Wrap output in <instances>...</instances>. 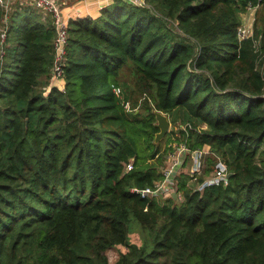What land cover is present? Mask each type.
Instances as JSON below:
<instances>
[{
  "label": "trees",
  "instance_id": "1",
  "mask_svg": "<svg viewBox=\"0 0 264 264\" xmlns=\"http://www.w3.org/2000/svg\"><path fill=\"white\" fill-rule=\"evenodd\" d=\"M146 2L69 18L65 86L48 93L52 15L16 3L3 20L0 6V264H109L111 248L113 264H264V21L237 33L264 0ZM124 68L144 112L126 107ZM154 109L184 125L164 150ZM179 141L210 146L197 183L219 159L228 181L194 190L182 171L179 202L133 191L162 178Z\"/></svg>",
  "mask_w": 264,
  "mask_h": 264
},
{
  "label": "built area",
  "instance_id": "2",
  "mask_svg": "<svg viewBox=\"0 0 264 264\" xmlns=\"http://www.w3.org/2000/svg\"><path fill=\"white\" fill-rule=\"evenodd\" d=\"M127 1L133 2L137 5H143V3L138 0H134L135 2L132 0ZM13 3L14 0H0V6L5 9L3 20H8V17L13 10ZM30 3L39 9L44 16L51 14L53 17L56 33L53 39L54 62L51 70L52 76L55 80H63L65 76L64 65L68 35V21L66 20L69 19L62 18L61 5L65 4L66 0H31ZM258 4L259 2L257 5ZM237 33L239 38L249 36V34L246 33V29L241 25L238 26ZM4 37L5 33L2 34L3 39ZM113 90L119 95L122 92L121 87L118 85H113ZM180 127H184V125L180 124ZM176 134L178 135L179 133ZM208 150V145H204L201 148L191 149L184 141L175 143L174 147L169 150L166 155L167 163L161 169L163 173L162 178L155 181L151 186H146L143 188L133 187L132 190L141 193L143 196L154 198L161 202H164L170 196H174V193L175 201L179 202L182 199V195L177 191L176 184L180 172L186 171L188 168L191 179H195L196 176L202 172L204 158ZM132 166V161L127 162L125 170H130ZM228 176L229 171L226 167V164L223 160L219 159L217 160L214 169L201 182H198L193 189L202 191V189L208 184L220 182L226 183L228 181Z\"/></svg>",
  "mask_w": 264,
  "mask_h": 264
},
{
  "label": "rangeland",
  "instance_id": "3",
  "mask_svg": "<svg viewBox=\"0 0 264 264\" xmlns=\"http://www.w3.org/2000/svg\"><path fill=\"white\" fill-rule=\"evenodd\" d=\"M134 1V0H132ZM140 2L144 4H148L146 2V0H138ZM135 2V1H134ZM64 5V4H62ZM240 17H241V23L240 25L242 27H244L246 29V33H248L249 35L252 34L254 32V28L255 27H262L263 26V21H264V10L261 8V6L258 4L256 5H248L247 9L242 11L240 13ZM120 77L124 80H126L129 84V90H130V99L126 102V107L129 111L131 110H135L140 111V112H144V105H143V100L144 97L146 96V93H143V91L141 90V86L137 83L135 77L133 76L132 72L127 69L124 68L122 70V73L120 75ZM56 84V85H54ZM52 86H57V88L63 90L64 86H65V79L63 80H55L52 76V70L50 72V77L48 79V83L44 86V92L48 93L50 88ZM174 128L175 130L180 127V123H177L175 125L171 124V129ZM168 134V133H167ZM167 134L160 140L161 142V148L162 150H164L165 148V140L167 138ZM207 146V145H206ZM210 146L208 145V148ZM208 154H210V151L208 150L207 152ZM167 154H165L166 156ZM207 155V154H206ZM167 157V156H166ZM165 157V158H166ZM217 162V161H216ZM216 162L214 163V165H212V169H214V166L216 164ZM167 163V161H166ZM165 163V165H166ZM163 164L162 167H160V169H162L164 166ZM206 158L204 160V165H203V169L202 172L204 170H206ZM186 172L189 173V169L187 168ZM199 176V175H198ZM198 176H196L195 179H191L190 180V186L191 188H195V186L197 185V178ZM206 176V175H205ZM129 237L131 241L137 242V243H141L143 241H145L148 237V232L143 230L141 228V226L137 223V221L132 220V224L130 226V231H129ZM119 251L118 248H111L108 250V257H109V264H113L115 258L117 257Z\"/></svg>",
  "mask_w": 264,
  "mask_h": 264
},
{
  "label": "crops",
  "instance_id": "4",
  "mask_svg": "<svg viewBox=\"0 0 264 264\" xmlns=\"http://www.w3.org/2000/svg\"><path fill=\"white\" fill-rule=\"evenodd\" d=\"M30 1L14 0L13 9L16 3L21 7L23 5L30 4ZM113 1L114 0H66V3L61 5L62 18L69 19L71 17L73 18L86 15L96 17L100 14L101 9L104 6L112 3Z\"/></svg>",
  "mask_w": 264,
  "mask_h": 264
},
{
  "label": "water",
  "instance_id": "5",
  "mask_svg": "<svg viewBox=\"0 0 264 264\" xmlns=\"http://www.w3.org/2000/svg\"><path fill=\"white\" fill-rule=\"evenodd\" d=\"M154 113L156 118L154 125L158 128L155 132L154 143H158L170 131L171 122L167 113L157 109H154ZM173 195L175 196L174 193Z\"/></svg>",
  "mask_w": 264,
  "mask_h": 264
}]
</instances>
